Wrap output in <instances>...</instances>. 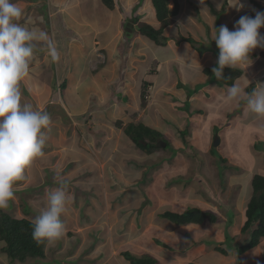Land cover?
<instances>
[{
    "label": "crops",
    "instance_id": "crops-1",
    "mask_svg": "<svg viewBox=\"0 0 264 264\" xmlns=\"http://www.w3.org/2000/svg\"><path fill=\"white\" fill-rule=\"evenodd\" d=\"M70 1H55L58 13L51 14L49 21L47 36L53 41L59 59H52L45 41H37L38 45L34 42L35 48L42 51L34 50L33 66L30 67L33 75H28L21 83L22 100L31 103L35 109L47 111L51 108L52 124L69 114L76 115L74 120H68L70 123L86 122L83 113L96 108L101 122L106 121V125H97L99 131L94 133L97 148H90V159L85 157L89 153L83 157L78 155L82 154L83 142L75 130L71 133V141H60V146L52 142L54 145L49 154L42 159L45 167H51V172L69 166L66 171L80 178L77 187L72 185L74 181L69 183V187L72 186L70 202H75L67 205L62 216L68 221L65 236L53 245L45 244L43 258L24 263H12L3 251L5 245L0 246V264H54L56 261L52 260L57 257L63 264H130L123 256L130 247L134 254L149 255L160 264H261L264 238L256 248L243 255H238L233 248L234 255L228 249L227 255H223L217 248L225 244L227 229L224 222L176 225L161 217L165 212L182 214L184 211H176L181 207L199 208L217 217L220 215V218L225 216L219 214L218 201L209 199L205 190L191 188L186 195L184 184L181 186L176 182L168 186L165 179L177 176L169 172L184 163L183 155L187 151L193 149L203 156L209 150L208 154L212 156L215 138L220 139L221 144L230 138V132L226 130L229 113L243 109L238 118L252 119L250 122L248 118L243 124L239 122L247 132L255 122L264 119L255 113L254 116L248 106L242 105L245 97L239 103L234 102L235 106H231L233 102L229 103L231 112L218 120L219 110L223 105L227 106L230 99V87L212 81L205 72L218 67L219 49L213 40L218 29L226 25L230 31L234 30L237 17L244 15L241 10H250L249 16H253L258 9L248 0H203V4L200 0H178V14L163 34L169 41L160 46L128 27L135 26V18L156 29L161 27L151 0H114L113 9L102 0ZM254 1L264 6L263 1ZM239 3L240 9L237 8ZM234 5L229 12V7ZM50 6L45 9L51 12ZM173 6L174 2L170 1L168 8L172 10ZM216 13H220L219 19ZM69 28L72 30L68 31ZM125 39L127 43L123 45ZM259 48L250 54L252 63L249 66L237 68L241 75L234 84L245 92L252 84L257 90L261 86L255 81L256 76L264 75L263 69L258 73L252 67L256 58H261L264 66V56ZM42 64L44 68L50 67L46 75L42 74L46 70L40 67ZM246 73L249 78L245 77ZM55 87L62 91L60 96H56ZM148 87L153 88V92L151 100L146 102L143 96ZM182 107H188V110L181 112ZM235 119L237 117L233 121ZM124 121L128 122L127 126ZM118 122L122 125L116 126ZM108 124L114 127L105 131ZM140 124L160 134L157 139L162 144H157L160 150L148 154L127 136L125 131L129 125ZM221 125L222 129H218ZM57 128L60 130V126L54 127L55 132ZM260 130L257 131L263 132ZM250 133L258 136L256 130H250ZM54 138L57 140L58 134ZM201 141L205 144L201 145ZM168 144L179 150L171 163L170 156L163 159L165 154L172 156ZM249 146L252 150L253 146ZM244 154V162L249 161L247 155L252 152ZM92 156L97 161L91 160ZM56 157L60 168L57 164L52 166ZM160 159L163 162H158ZM176 169L181 173L185 171L180 166ZM252 171L253 177L264 176V162L255 164ZM35 172L39 175L41 170ZM252 176L249 185L245 183L243 190L240 185L241 190L237 193L226 189L227 192L224 188L228 195L223 194V200L232 206L239 219L234 230L241 231L245 223L246 208L253 193ZM145 178L148 181L146 187ZM15 187L22 207H15L11 201L7 212H0L9 215V210L13 213L16 210L13 218L34 223L45 209L47 198L38 195L40 190L34 189L32 192L36 194H31L23 183H16ZM219 190L212 189L214 194H219ZM114 203L124 207L113 211L116 209H113ZM37 204L40 205L34 207ZM88 237L92 239L89 243ZM205 242L212 246H205Z\"/></svg>",
    "mask_w": 264,
    "mask_h": 264
},
{
    "label": "clouds",
    "instance_id": "clouds-1",
    "mask_svg": "<svg viewBox=\"0 0 264 264\" xmlns=\"http://www.w3.org/2000/svg\"><path fill=\"white\" fill-rule=\"evenodd\" d=\"M49 1L43 7L48 8ZM200 2L203 4V0ZM23 16L24 9L19 3L0 0V211L9 208L14 200L15 184L25 180L27 170L43 156L46 131L51 123L47 111L35 109L31 103L22 100L21 83L30 72L34 42L45 41L52 59H59L53 41L46 33L21 24L19 21ZM262 27L264 12H257L254 18L241 16L234 30L230 31L226 25L218 29L213 37L219 49L218 67L212 69L217 79L224 78L225 67L237 70L252 63V51L264 47V35L259 31ZM229 87L230 99L239 103L246 97L251 112L264 116V89L248 93L236 84ZM144 94L145 101H150L151 88L148 87ZM68 184L69 181L62 179L60 186L48 193L45 209L35 218L32 238L38 244L53 245L65 236L62 216L72 199ZM5 244L0 241V246Z\"/></svg>",
    "mask_w": 264,
    "mask_h": 264
},
{
    "label": "rangeland",
    "instance_id": "rangeland-1",
    "mask_svg": "<svg viewBox=\"0 0 264 264\" xmlns=\"http://www.w3.org/2000/svg\"><path fill=\"white\" fill-rule=\"evenodd\" d=\"M55 1L57 0H50L49 2H51V12L46 10L45 7H42V4H48V0H14L13 2H17L19 3L23 9H24V16L22 17V19L19 21L21 24H23L25 27L31 29H35V30H40V31H49V21L51 20L50 16L57 14V9H56V5H55ZM62 3H66V0H61ZM69 2H71L70 0H68ZM263 1L264 0H260ZM237 5V4H236ZM240 3L237 6L238 9H240ZM46 6V5H45ZM234 6H230L229 7V12H231L234 9ZM33 8V9H31ZM44 8V9H43ZM59 10L65 11V9H61L59 8ZM252 10V9H251ZM240 13H243L244 15H248L250 14V10L249 11H240ZM253 14V13H251ZM239 15V14H238ZM242 15V14H240ZM242 15V16H244ZM219 16V14H218ZM241 16H238L236 20H239ZM251 17H255V15L253 14V16ZM235 20V17H233V21ZM232 22V21H231ZM129 28H132L131 25H128ZM72 28H69L68 31H71ZM260 33L262 35H264V27H262L260 30ZM39 32V31H38ZM129 38V37H128ZM127 43V40L125 39L123 42V45ZM36 44L38 45V42L36 41ZM205 46V45H204ZM38 49V48H35ZM34 49V50H35ZM259 50H262V53H264V47H260ZM37 51H42V50H37ZM253 51H257L256 49H254ZM254 55H256V52H253ZM262 59L260 58H256L253 60V65L252 67L255 69V71L260 69L263 73H264V66L262 64ZM259 64V66H257ZM31 66H33L31 64ZM43 69H46L43 71L42 74L46 75V71H48V67L44 68L45 66H43V64L40 66ZM259 67V68H258ZM36 68V67H35ZM257 73V74H258ZM33 75L32 72L29 73V75ZM256 76V75H255ZM240 77V76H239ZM238 77V78H239ZM246 78H249L248 74H245ZM256 76V81L259 84H261V86L259 87L260 89H264V75L258 77ZM237 78V79H238ZM57 81V80H56ZM60 84V83H59ZM59 87V86H58ZM59 88L55 87V91L57 90L58 92H56V96H60L62 94L61 90H58ZM61 89V87H60ZM255 89V88H254ZM251 90H247L246 92L250 93ZM151 92H153V88H151ZM252 92V91H251ZM42 101V100H40ZM233 102V103H232ZM236 101L229 99V101L227 102V106L223 105L222 109L219 110V118H222L223 116L225 117L226 114L230 111L231 112V108L232 107H228L229 103H232L231 106H235ZM242 105L247 106V99L245 98L244 100H242ZM218 107V105H216ZM241 107V106H240ZM188 110V107H182L181 108V112H186ZM228 110V111H227ZM242 108L238 111H234L228 114L227 116V121H226V130L228 129V131L230 132V138L226 139L224 141H222V144L220 143V139L215 138L214 142V148L211 155L208 154V151L205 153L207 155H203L201 152L198 151H194L193 149H191L192 151H187L185 153V155H183V162L182 164H179L178 166H180V168H183L185 171L183 173H181L180 171H178L176 167L173 171L169 172V174L171 175H177L174 176L173 179H171L169 176L166 177L167 180L165 179V184L170 186L173 184H175L176 182H178L179 185L182 186V184H184V188H185V192L186 195L188 194V190H198V189H203L205 190V193L207 194L209 199H213L214 201H218L219 205L221 206V213L219 212V214H221L222 216L225 214L224 217L220 218V215H218L219 217V221L224 222L225 223V228L227 229V233L226 236L224 237V242L225 244L219 246L218 248L220 249H228L230 251V253L232 255H234L236 252H232V248L235 249V247L237 246V244H241L244 240L248 239V235L247 234H242L240 229H235L239 219L237 218L238 215L235 214L232 206L229 204L227 205V203H225V201L223 200V194L224 195H228V193L224 192L226 189L230 190L231 192H239V190H241V186H242V190L246 185H249V180H251V176H252V172H250V169H252L255 164H260L262 162H264V135L259 136L260 134H264V119H259L257 121V123H254V127H252V129H249L248 132L246 131V129H243V127H241L240 123H246V121H248V118H238V116H240V114L242 113ZM100 111V110H99ZM240 111V114H239ZM48 113L53 114L51 108H49L47 110ZM70 112V111H68ZM100 112H98V110H96V108H92L90 111H86L85 113H83L84 115H82L85 119L86 122H81V123H76V125L72 122L70 123L68 120L72 121L76 118L75 114H69L68 117H66V115L64 117L61 118V120H59L58 123L52 124L50 123L49 125V129L46 131V145L43 149V156L37 158L35 160V162L33 163V165L30 167V169L27 170L26 172V179L23 181H18L17 183H23L24 188H27L31 194H34L35 192H32V190H40L38 191V195L41 197L43 196L44 198H47L48 193L52 190H54L55 188L60 186V181L63 180H67L69 181V183L72 181H74L75 183L72 185H76V187L78 185H80V178L77 175L72 176L71 173L69 171H66L68 168L67 166L64 167L63 170H60L58 172H51L49 170V168L51 167H45L43 160V157H46L47 154H49L50 152V148L55 144V146H60L63 143H66L68 141H71L72 138V131H78L80 134V139L82 140V148H81V153H78V155L80 156H85L87 153H89V155H86L85 157L89 158L91 157L92 154V150H94L95 148H97V146H95V135L94 133L98 132V123L101 124V126H105L106 125V121L101 122L100 119ZM67 114V113H66ZM253 115L255 116V114L253 113ZM89 117V120H88ZM195 117L200 118L198 115H195ZM234 121L233 119L236 118ZM201 118H204V116H202ZM113 120V119H112ZM250 122L252 119H250ZM115 121V119L113 120ZM96 122V123H95ZM221 122V121H220ZM54 123V122H53ZM108 123V122H107ZM127 123L124 124L127 126ZM65 125V126H63ZM116 126L118 125H122L121 122L115 123ZM220 125V124H217ZM55 126H60V130L57 128V132L54 131V127ZM111 127H114L113 124L110 125L108 124L106 126L105 131L109 130ZM116 128V127H115ZM218 129H222V125L218 128ZM260 129L263 130V132H258L261 131ZM250 130H256L258 136H253V134H249ZM258 130V131H257ZM58 134V138L57 140H54L55 135ZM186 134V133H185ZM183 134V135H185ZM249 134V135H247ZM237 137V138H235ZM219 138V137H218ZM52 139V140H51ZM88 140V141H87ZM61 141V142H60ZM189 141V139H188ZM54 142V144L52 143ZM77 142V141H75ZM79 142V141H78ZM80 143V142H79ZM90 143H92V146L90 145ZM257 143V145L254 146V144ZM162 145L160 143L159 140L156 141L155 145ZM201 145L205 144V141H201L200 142ZM249 144H251L252 150H250V146ZM170 146V152L171 154H165L166 156L163 158H169L170 163L172 162V159H174L176 157V155L179 154V150L174 149L171 144H168ZM196 145L195 143L193 144V146ZM81 146V144H79V147ZM136 146V145H135ZM188 146V145H187ZM212 146V143H211ZM221 146V147H220ZM254 147L257 148V150L254 151ZM92 148V150L90 149ZM197 148V146H196ZM159 149V148H158ZM160 150V149H159ZM251 154L252 152V156L251 155H247L248 156V160L249 161H245L244 162V158H245V154L247 153ZM210 152V151H209ZM161 153V152H160ZM165 152H163L162 154H164ZM75 153H73L74 155ZM75 156V155H74ZM60 157V156H59ZM87 158V159H88ZM162 159V158H161ZM160 159V160H161ZM91 160L93 161H97L95 156L91 158ZM158 162H163V160L158 161ZM60 163L59 158L56 160H53V167L55 166V164H57L58 168H60V166L58 165ZM250 163V164H249ZM227 165V166H226ZM32 169V170H31ZM37 169H40L41 172L38 175L35 171ZM62 169V168H61ZM205 170H207L208 174L205 172ZM173 172V173H172ZM204 172V173H203ZM250 172V173H249ZM203 173V174H202ZM253 177V176H252ZM144 181V180H143ZM77 183V184H76ZM148 181L145 178L144 184L145 187L147 185ZM241 185V186H240ZM157 186H160V184H157ZM72 187V186H70ZM70 187L68 184V192L70 191ZM75 187V186H74ZM196 187V189H195ZM215 188L216 190L220 189L219 194H214V192L212 191V189ZM225 188V190H224ZM16 187L14 186V193L16 191ZM157 190V189H156ZM226 190V191H227ZM44 191V192H43ZM228 192V191H227ZM70 193V192H69ZM36 194V193H35ZM34 194V195H35ZM232 196V195H231ZM34 197V196H33ZM40 197L36 198L39 199ZM149 200V198H148ZM74 201L70 202V203H74ZM15 207H22L20 200L18 201V195L17 193H15L14 196V200L13 202ZM42 203V202H40ZM11 204V203H10ZM120 203H114L113 206V211L119 209V207L123 208L124 206H119ZM190 204V203H189ZM40 204L35 205L34 207H37ZM75 208V206H73ZM120 208V209H121ZM188 209H190V207H186V208H182L181 210H176V211H184L183 213H185ZM5 212H7L6 210H4ZM17 211H21V209H17ZM9 213L11 214L12 217H15V212L13 213V211L9 210ZM9 214V215H10ZM217 215V214H216ZM226 217V218H225ZM63 223L65 224L66 222H68L65 218L62 219ZM208 224V221L205 223V225ZM224 226V224H222ZM231 227V228H229ZM233 233V236H232ZM232 237L234 239V242L231 243L229 240V238ZM203 238V236H202ZM90 239V240H89ZM91 238L88 237L87 241L88 243L91 242ZM205 246H212L209 245L208 243H204ZM232 245L233 247H228ZM226 246V247H225ZM217 248V249H218ZM236 250V249H235ZM128 253H130L131 255L137 257V258H142V257H146L149 255H144V256H140L142 255L141 253L138 254H134L133 248L130 247L129 249L126 250ZM228 253V251H227ZM258 258V257H257ZM256 259V258H255ZM52 261H56L54 264H63L62 259L60 257L55 258V260ZM47 264V263H46ZM261 264H264V261H261Z\"/></svg>",
    "mask_w": 264,
    "mask_h": 264
},
{
    "label": "trees",
    "instance_id": "trees-1",
    "mask_svg": "<svg viewBox=\"0 0 264 264\" xmlns=\"http://www.w3.org/2000/svg\"><path fill=\"white\" fill-rule=\"evenodd\" d=\"M103 3L110 9L114 7V0H102ZM156 11V18L161 24L159 29L153 26L139 22L135 18V26L130 31L143 35L155 44L165 46L169 41L168 38L163 36L165 28L173 23V17L178 14L179 5L177 0H174V8L170 10L168 3L170 0H151ZM258 9L259 12H264V6L254 0H248ZM219 14V16H218ZM219 19L220 13H216ZM190 40V39H187ZM192 42V40H191ZM264 56V53H263ZM206 74L212 77V81L218 84L233 86L234 81L241 75V72L233 69H223L222 79H217L212 72V69L205 70ZM255 84H252L248 90L253 91ZM250 91V92H251ZM145 95V94H144ZM125 133L134 142V144L148 154L153 150H158L155 145L160 134L142 124L135 126L129 125ZM215 149L214 147L212 148ZM252 197L247 205L245 212V223L242 227L241 233L247 234L248 239L244 240L241 244L235 247L238 255L256 248L261 239L264 238V176L254 175L252 179ZM162 218L171 221L176 225L186 224H201L204 225L207 221L215 223L219 221L218 217L211 212L204 211L199 208H190L185 213L178 214L173 212H165L161 215ZM34 223L28 220H18L8 215L5 212H0V240L6 242L3 251L8 255L10 261L24 263L29 259H41L44 257V247L46 243L38 244L32 238V229ZM231 240V237L229 238ZM231 243L234 242L232 237ZM229 247H233L230 245ZM234 248V247H233ZM217 251L223 255H227V251L218 248ZM124 258L130 264H160L155 258L146 256L137 258L128 252L123 253Z\"/></svg>",
    "mask_w": 264,
    "mask_h": 264
},
{
    "label": "bare ground",
    "instance_id": "bare-ground-1",
    "mask_svg": "<svg viewBox=\"0 0 264 264\" xmlns=\"http://www.w3.org/2000/svg\"><path fill=\"white\" fill-rule=\"evenodd\" d=\"M190 67V66H189Z\"/></svg>",
    "mask_w": 264,
    "mask_h": 264
}]
</instances>
